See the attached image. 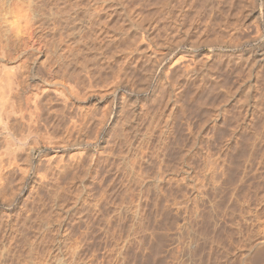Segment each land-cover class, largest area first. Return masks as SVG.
<instances>
[{"label": "rangeland", "instance_id": "1", "mask_svg": "<svg viewBox=\"0 0 264 264\" xmlns=\"http://www.w3.org/2000/svg\"><path fill=\"white\" fill-rule=\"evenodd\" d=\"M259 43L264 0H0V264H264Z\"/></svg>", "mask_w": 264, "mask_h": 264}, {"label": "bare ground", "instance_id": "2", "mask_svg": "<svg viewBox=\"0 0 264 264\" xmlns=\"http://www.w3.org/2000/svg\"><path fill=\"white\" fill-rule=\"evenodd\" d=\"M176 21V20H175ZM174 21V22H175ZM180 21V20H179ZM182 25V24H181ZM179 27V26H178ZM189 27H191V26H189ZM194 27V26H193ZM177 29H179V28H177ZM185 31V30H184ZM189 31V30H188ZM188 31L187 32H184L185 33V36H187V34H189L188 33ZM177 33V32H176ZM182 37V36H181ZM184 37V36H183ZM182 37V38H183ZM188 37V36H187ZM181 38V39H182ZM260 38H262V37H260ZM191 39V38H190ZM176 40V39H175ZM179 40V39H178ZM192 40V39H191ZM184 41V40H183ZM185 42V41H184ZM191 42H194V40L193 41H191ZM263 42V41H262ZM190 44H192V43H190ZM194 44H196V42L194 43ZM194 44L192 45V46H194ZM197 44H198V42H197ZM196 44V45H197ZM5 45V44H4ZM176 45H178V44H176ZM191 46V45H190ZM245 47V46H244ZM5 48V47H4ZM0 49H1V47H0ZM197 49L198 48H196L194 51H197ZM4 50V49H3ZM2 49H1V51H3ZM251 51V50H250ZM0 53H2V52H0ZM4 53V52H3ZM188 53V52H187ZM190 54V53H189ZM192 55L191 56H193L194 54H193V52L191 53ZM251 55H252V58H253V60L254 61H256V60H259V61H262V60H264V44L263 43H259V44H257L256 46H254V49H252V52H251ZM208 56V55H207ZM250 56V55H249ZM194 57V56H193ZM245 57V56H244ZM181 58H183V57H181ZM187 58V57H186ZM191 58V60L193 61V59H192V57H190ZM189 58V59H190ZM191 60H189L190 62H191ZM179 61V60H178ZM177 61V62H178ZM245 63V62H244ZM250 63V62H249ZM189 64V63H188ZM191 64V63H190ZM190 64H189V67H190ZM184 65V64H183ZM187 66V65H186ZM193 67V66H192ZM249 67V66H248ZM195 68V67H194ZM4 70V73L3 74H5L6 75V77H7V80H6V82H7V84H3V85H7L5 88H3V87H1L0 88V131H4L5 132V139H6V141L4 140V143L6 142L7 144L8 143H10V146L11 145H13L14 143H15V141L17 140V141H19V136L18 137H16L15 136V133H13L10 129V127H8V123H9V118L10 117H13L12 115H14V114H19L18 116H20L21 117V119H24L23 117V115H24V113H23V111H24V109H26L27 107H28V104H24V105H26L25 107H23L21 104H17V100L18 99H16V98H18V97H16L14 94H16V93H18V92H16V93H14L15 91H17L19 88H17L16 87V85L18 84V83H16V85H14V84H12L13 83V81H12V79L10 78V75L12 76V75H14V74H12V71H9V69H7V67H4L3 68ZM187 69V68H186ZM249 69V68H248ZM192 70H193V68H192ZM187 71H189V69L187 70ZM11 72V73H10ZM51 72V71H50ZM186 74V73H185ZM252 74V73H251ZM22 76V75H21ZM20 76V77H21ZM188 76V75H187ZM21 79V78H20ZM248 79V78H247ZM16 80V79H15ZM23 82H24V80H22ZM16 82V81H15ZM22 83V82H21ZM20 83V84H21ZM23 84V83H22ZM2 85V86H3ZM12 85H14L15 87H14V90L15 91H13V88H12ZM19 85V84H18ZM17 85V86H18ZM24 85V84H23ZM248 85V84H247ZM20 86V85H19ZM22 86V85H21ZM22 88H23V86H22ZM247 89V88H246ZM249 89V88H248ZM20 90V89H19ZM18 90V91H19ZM70 90H73V89H70ZM248 91V90H247ZM13 92V93H12ZM20 93H21V91H19ZM23 92V91H22ZM26 92V91H25ZM14 95V98H13V95ZM245 94V93H244ZM27 95V94H26ZM25 95V96H26ZM22 96V95H21ZM36 96V95H35ZM16 97V98H15ZM27 97V96H26ZM21 98V97H20ZM26 99V98H25ZM24 99V100H25ZM28 99H29V96H28ZM27 99V100H28ZM33 99V98H32ZM37 99V98H36ZM256 99V98H255ZM16 100V101H15ZM27 100H25V102H27ZM21 100H18V103L20 102ZM29 101V100H28ZM37 101V100H36ZM34 102V101H33ZM37 106V105H36ZM261 106V105H260ZM257 107V106H256ZM29 108H31L30 106H29ZM29 108L28 109H26V110H29ZM260 108V107H259ZM33 109H34V107H33ZM36 109H37V107H36ZM259 110V109H258ZM32 111V110H31ZM29 112V111H28ZM35 112V111H34ZM32 113V112H31ZM30 112H29V114H28V117H29V115H30V118H28L29 119V122H30V120H32V118H34V117H32V114H31ZM36 113V112H35ZM38 114V113H37ZM16 115V116H17ZM15 117V116H14ZM32 117V118H31ZM18 118V117H17ZM11 119V118H10ZM36 119V118H35ZM33 121V120H32ZM23 122H24V120H23ZM27 122V121H26ZM25 122V123H26ZM28 122V123H29ZM32 125H33V122L31 123ZM12 125V124H11ZM35 125V124H34ZM12 127V126H11ZM27 127V126H26ZM31 127V126H30ZM13 128V127H12ZM14 131V130H13ZM30 131V130H29ZM3 132V133H4ZM23 133V132H22ZM27 133V132H26ZM30 133V132H29ZM18 134V133H17ZM1 136V135H0ZM4 136V135H3ZM2 136V138H4ZM17 138V139H16ZM21 138V137H20ZM24 138V137H23ZM22 139V138H21ZM20 139V140H21ZM13 140H15L14 142H13ZM1 141V140H0ZM11 142H13V144H11ZM5 143V146L7 145ZM4 145V144H3ZM7 147V148H6ZM5 148L6 149H9L8 147V145L6 146ZM12 149V148H11ZM11 149H9V150H11ZM6 151V150H5ZM8 151V150H7ZM1 154V153H0ZM5 155V154H4ZM1 156V155H0ZM1 162V161H0ZM2 163V162H1ZM264 243V242H263ZM259 247V246H258ZM264 249L262 248H260V250H258V251H256L254 254H253V258L255 259V260H258V259H260V257L262 256V254L264 253V251H263Z\"/></svg>", "mask_w": 264, "mask_h": 264}]
</instances>
